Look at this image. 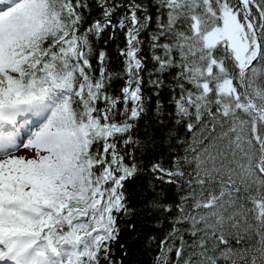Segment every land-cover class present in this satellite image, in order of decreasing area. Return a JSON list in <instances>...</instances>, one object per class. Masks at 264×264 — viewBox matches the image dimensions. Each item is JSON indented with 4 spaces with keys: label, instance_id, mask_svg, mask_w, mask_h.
I'll use <instances>...</instances> for the list:
<instances>
[{
    "label": "snow or ice",
    "instance_id": "obj_1",
    "mask_svg": "<svg viewBox=\"0 0 264 264\" xmlns=\"http://www.w3.org/2000/svg\"><path fill=\"white\" fill-rule=\"evenodd\" d=\"M146 176L149 264H264V0H0V264H125Z\"/></svg>",
    "mask_w": 264,
    "mask_h": 264
},
{
    "label": "trees",
    "instance_id": "obj_2",
    "mask_svg": "<svg viewBox=\"0 0 264 264\" xmlns=\"http://www.w3.org/2000/svg\"><path fill=\"white\" fill-rule=\"evenodd\" d=\"M111 54L113 55V66L118 68V61L115 58V48H111ZM119 86L118 84L116 85ZM143 134V133H142ZM167 151V146H162L156 153L159 155L161 152ZM152 157L149 156L148 159ZM147 162V161H146ZM148 177H144L141 181L136 182L130 186L129 191L132 193L133 207L139 211V219L137 220V232L123 234L122 242L127 244L129 255L125 258V264H149L152 253L145 250V236L147 235V228L150 226L151 217L145 219L144 206L148 199H151V195H141V193H147L148 190ZM143 185V187H140ZM143 229V231H141Z\"/></svg>",
    "mask_w": 264,
    "mask_h": 264
}]
</instances>
